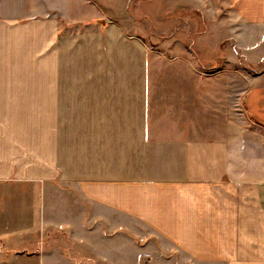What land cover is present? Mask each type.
Listing matches in <instances>:
<instances>
[{
  "label": "crops",
  "instance_id": "obj_1",
  "mask_svg": "<svg viewBox=\"0 0 264 264\" xmlns=\"http://www.w3.org/2000/svg\"><path fill=\"white\" fill-rule=\"evenodd\" d=\"M194 12L264 28V0H0V264H84L47 237L65 188L194 264H264V70L189 67Z\"/></svg>",
  "mask_w": 264,
  "mask_h": 264
},
{
  "label": "rangeland",
  "instance_id": "obj_2",
  "mask_svg": "<svg viewBox=\"0 0 264 264\" xmlns=\"http://www.w3.org/2000/svg\"><path fill=\"white\" fill-rule=\"evenodd\" d=\"M227 13H228V9ZM227 13L219 14V20L213 21V14L205 17L199 12L187 15L190 24L188 29L178 30L186 37L195 36V42L187 45L189 52L188 65L205 73L217 70L235 72L237 86L242 83L239 77H253L264 70V44L257 45V56L250 59L241 51L229 48V44H211L210 40L221 41L226 37L243 40L257 36L264 38V28H245L239 22L230 23ZM185 16V14H184ZM111 23V21L109 20ZM158 22L151 20L141 30L144 36L160 39L164 43L168 30L157 27ZM184 28V27H182ZM182 32V33H181ZM184 37V36H182ZM201 37L203 39H201ZM200 44H196V43ZM203 43V44H201ZM232 46V45H231ZM157 51L164 47L159 45ZM230 49V50H229ZM262 54V55H261ZM214 59H217L214 64ZM191 65V66H190ZM243 78V77H242ZM84 201L73 189L57 190L52 195L50 217L46 224L48 240H53L62 247L68 256L77 263L84 264H194L191 259L167 245L149 231L141 232L137 237L131 232L130 225L120 227L121 221L90 223L89 213ZM118 217V216H117ZM92 224V225H91ZM41 240V236L38 237Z\"/></svg>",
  "mask_w": 264,
  "mask_h": 264
}]
</instances>
